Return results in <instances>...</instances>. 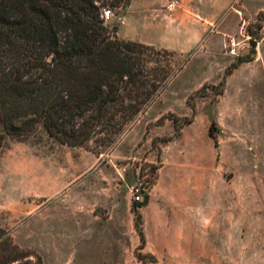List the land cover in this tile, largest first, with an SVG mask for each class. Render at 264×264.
<instances>
[{
  "label": "rangeland",
  "instance_id": "374dc122",
  "mask_svg": "<svg viewBox=\"0 0 264 264\" xmlns=\"http://www.w3.org/2000/svg\"><path fill=\"white\" fill-rule=\"evenodd\" d=\"M164 1L166 9L178 4ZM158 3L135 0L130 12L128 5H105L101 13H111L102 18L120 38L142 35L162 47V19L174 20L152 15ZM263 10L264 0H232L212 23L236 31L219 51L198 49L199 44L175 51L178 60L187 57L182 69L110 147H99L94 138L68 145L40 124L25 136L8 137L0 149V226L13 241L37 252L42 264H181L176 234L185 190L178 160L182 150L200 145V166L211 169V182L202 186V170L196 188L202 187L190 193V202L211 210L216 234L209 252L202 250L189 264H264V80L247 91L256 109L233 110L232 120L224 99L219 102L224 70L211 81L222 56L232 58L230 63L246 54L264 59V16H258ZM188 13L181 10L178 18L186 20ZM232 48L236 55L229 53ZM136 188L140 201L134 199Z\"/></svg>",
  "mask_w": 264,
  "mask_h": 264
},
{
  "label": "trees",
  "instance_id": "16d2710c",
  "mask_svg": "<svg viewBox=\"0 0 264 264\" xmlns=\"http://www.w3.org/2000/svg\"><path fill=\"white\" fill-rule=\"evenodd\" d=\"M129 2L0 0V149L8 137L25 136L37 124L68 145L94 138L99 147H110L166 88L187 57L178 60L174 50L120 38L104 24L105 5ZM249 60L246 54L230 63L218 84ZM208 135L213 139L210 129ZM134 226L142 248L136 211ZM135 256L145 259L141 252ZM0 264L42 261L0 226Z\"/></svg>",
  "mask_w": 264,
  "mask_h": 264
},
{
  "label": "crops",
  "instance_id": "0c3cea01",
  "mask_svg": "<svg viewBox=\"0 0 264 264\" xmlns=\"http://www.w3.org/2000/svg\"><path fill=\"white\" fill-rule=\"evenodd\" d=\"M229 2L224 3L219 0H177V6L165 8L166 2L159 0V3L153 7L152 15L161 18L172 17L174 22L169 24L168 21L162 19L161 34L163 36L159 45L174 51H185L199 44L198 49L203 45L206 48L216 49L219 51L221 45L227 42L230 37L234 36L236 31L228 29L221 22L212 26L219 13L226 9ZM135 0H130L127 9L130 12L134 7ZM181 10H187L189 13L186 20L178 18ZM118 33V32H117ZM174 37L172 38V36ZM142 43H152L146 40L142 35L135 37ZM198 60V58H195ZM232 58L222 56L219 59L220 66L216 71L211 81L218 77V72L223 71L230 63ZM205 70V67H201ZM249 72H248V71ZM210 71H205L204 75H209ZM209 78V77H208ZM260 78L264 80V59L262 56H254L249 61H241L235 66L232 71L226 76L223 85V92L220 95V101L224 99V106L228 113L233 110H241L248 112L255 110L257 102L252 97L247 95ZM249 116H242L241 119H246ZM229 119L232 120L231 113ZM193 124V121L188 124L176 138L184 136L185 131ZM199 146L190 148L188 151H183V159L178 160V180L184 185V195L181 203V213L177 218V247L179 254L182 255L181 264L194 263L200 256L201 251L208 253L213 242L212 237L216 234L213 230L214 220L210 216L209 211H202L196 208L190 202V193L198 191L202 186L211 182V169L208 167L201 168L200 159L201 152ZM191 167L185 166V164ZM183 164V166H182ZM203 170V183L199 189L196 188V182ZM200 258V257H199Z\"/></svg>",
  "mask_w": 264,
  "mask_h": 264
},
{
  "label": "built area",
  "instance_id": "2783aa9c",
  "mask_svg": "<svg viewBox=\"0 0 264 264\" xmlns=\"http://www.w3.org/2000/svg\"><path fill=\"white\" fill-rule=\"evenodd\" d=\"M174 3H171L169 6H172ZM111 11L109 9H103L102 13H101V16L104 17V18H107L109 15H110ZM229 53L232 54V55H236L237 52L235 49H230L229 50ZM141 190L139 188H136L134 190V199L135 201H140V196H141Z\"/></svg>",
  "mask_w": 264,
  "mask_h": 264
}]
</instances>
